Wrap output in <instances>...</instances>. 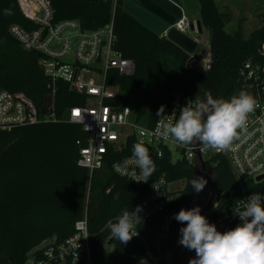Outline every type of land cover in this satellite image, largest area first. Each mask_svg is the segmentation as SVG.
I'll return each mask as SVG.
<instances>
[{"label":"trees","instance_id":"obj_1","mask_svg":"<svg viewBox=\"0 0 264 264\" xmlns=\"http://www.w3.org/2000/svg\"><path fill=\"white\" fill-rule=\"evenodd\" d=\"M195 1L201 26L210 33L209 53L217 58L205 75L188 71L177 47L133 17L123 15V0L114 4L108 0L50 3L54 22L79 21L83 31H95L112 23L114 48L123 59L134 63L135 70L130 76L109 71L107 82L119 87V103L131 106L135 122L149 127L158 108L168 105L174 93L197 100L209 94L214 99L237 95L241 91L237 82L239 69L245 61L257 57L264 42V13L259 15L260 27L244 39L241 23L234 32L225 31L232 22L228 10L218 9L214 0ZM12 25L26 31L35 28L19 11L17 0H0V89L22 92L37 108H44L52 100L38 64L40 55L23 49L9 33ZM52 102L59 115L82 105L84 97L58 82ZM87 139L81 127L71 123H37L0 132V264H25L28 254L48 239L63 243L73 234L75 222L82 219L85 206L88 257L78 264H134L146 250L157 253L165 227L161 252L170 251L173 262L179 264L174 246L181 224L172 217L181 209H189L196 199L188 181L202 177L201 172L183 162L173 163L166 150L158 158L156 151L147 147L156 165L154 177L163 176L168 184L183 181L184 185L178 192H169L170 200L138 224L139 235L121 245L111 237L108 223H114L122 211L134 209L146 196L147 188L116 175L111 164L131 156V145L136 141L130 137L117 151L108 153L88 186V171L77 165L79 151ZM206 170L211 173L217 196L212 216H217L237 184L220 155L207 163ZM203 194L204 189L198 195ZM229 229L222 224L219 231ZM110 238L109 248L116 252L112 260H108L111 252L106 247ZM34 256L39 259L42 254L36 251Z\"/></svg>","mask_w":264,"mask_h":264},{"label":"built area","instance_id":"obj_2","mask_svg":"<svg viewBox=\"0 0 264 264\" xmlns=\"http://www.w3.org/2000/svg\"><path fill=\"white\" fill-rule=\"evenodd\" d=\"M17 6L35 28L26 31L12 25L9 33L25 51L40 55L38 64L47 80L46 89L50 99L54 100L57 83L63 82L70 91L84 97V102L58 115L52 101L44 108H37L24 93L0 89V132L8 133L37 123L79 125L88 139L86 146L79 151L77 165L88 171V186L92 174L103 167L105 156L117 151L130 137L136 143L154 149L158 158L166 150L170 152L173 163L183 162L187 167L199 171V157L194 152L197 153L199 149L200 158L206 165L213 157L220 155L226 159L237 188L228 194L227 205L216 216V223L219 226L226 224L230 229L236 227L239 220L234 212L243 208L246 203L244 199L252 193L264 194V42L258 48L257 57L242 64L237 77L241 91L254 98L255 109L247 116L244 130H238L239 134L229 149L213 150L195 143L182 145L171 137L163 140L157 116L151 126L140 125L135 122L131 106L119 103V87L107 82L108 73L114 71L121 76H130L135 66L115 50L112 23L95 31H83L79 21L54 22L50 0H17ZM184 20L182 18L172 26L183 34L188 28ZM159 37L166 40V32ZM206 51L210 55L209 46ZM201 69L206 71L208 67L203 64ZM193 100L197 99L180 92L174 93L165 106L164 114L171 115L176 110L178 117L179 108ZM111 170L133 185L147 188L146 196L137 204L143 208L142 219L149 215L145 214L148 209L162 207L171 198L168 195L170 184L165 178L154 177L153 172L144 182L132 156L114 161ZM216 207L217 204L214 209ZM73 229V234L63 243L52 240L45 247L36 248L32 256L33 264H78L88 257L86 206L82 219L75 222ZM36 251L42 254L39 259L34 256ZM141 258L147 264H167L165 252L158 250L157 253L146 250L134 264H139Z\"/></svg>","mask_w":264,"mask_h":264},{"label":"clouds","instance_id":"obj_3","mask_svg":"<svg viewBox=\"0 0 264 264\" xmlns=\"http://www.w3.org/2000/svg\"><path fill=\"white\" fill-rule=\"evenodd\" d=\"M256 106L254 98L244 91L229 99H214L210 94L203 100L187 102L165 115V106L161 105L156 116L161 126L160 137H170L182 145L199 144L203 148L227 150L239 131L246 126L247 116ZM131 156L137 164L144 182L156 170L149 149L142 143L131 145ZM207 180L196 177L188 181L192 192L199 194L205 188ZM242 209L234 212L239 223L236 227L220 232L215 224L201 215V208L194 206L181 209L172 219L180 223L178 244L195 252V258L189 264H264V194L252 193L246 199ZM142 206L124 210L108 229L113 239L126 245L139 235L137 226L143 223ZM186 222V224H185ZM139 264H147L143 258Z\"/></svg>","mask_w":264,"mask_h":264},{"label":"water","instance_id":"obj_4","mask_svg":"<svg viewBox=\"0 0 264 264\" xmlns=\"http://www.w3.org/2000/svg\"><path fill=\"white\" fill-rule=\"evenodd\" d=\"M90 1V0H87ZM123 15H129L136 19L141 25L154 32L155 34L162 35L166 32V41L181 52V59L186 63V69L193 73L201 75L208 74L217 58L212 57L206 50H198L196 41L192 40L187 35L179 32L172 26L183 18L181 8L170 0H123L122 2ZM188 28L191 32L195 31L201 33L200 21L190 22ZM206 64L208 69L202 71L201 67ZM193 151V150H192ZM194 152V151H193ZM200 161V172L202 177L207 180V185L211 189L210 198L207 201L206 206L201 209V215L210 211L211 208L217 202V196L215 194V187L208 182V172L206 170V163L203 162L199 155V149L197 150ZM201 196L197 195L196 200H200ZM164 239L159 241L158 251H162V244ZM112 238L107 242V246H110ZM116 252L113 250L108 260H112Z\"/></svg>","mask_w":264,"mask_h":264},{"label":"rangeland","instance_id":"obj_5","mask_svg":"<svg viewBox=\"0 0 264 264\" xmlns=\"http://www.w3.org/2000/svg\"><path fill=\"white\" fill-rule=\"evenodd\" d=\"M183 4L184 14L183 18L186 20V24L188 25L190 22H195L199 20V5L195 0H180ZM216 6L220 10H228L232 14V22L225 27V31L227 32H234L238 28V23H241V31L244 39H247L250 34L260 27L261 21L259 15L264 13V0H214ZM188 37L192 40L196 41L198 50H207L209 46V37L210 33L205 30L201 26V33H197L196 30L191 32L189 28L185 33ZM212 176L211 173L208 172V182L212 184ZM183 181H178L175 183H171L168 186V190L171 193H175L180 191L183 188ZM209 186L206 184L204 191H205V198L203 196L200 198L201 205L196 202V199L191 203L190 208L194 206H199L200 208H204L206 206V201L209 197ZM198 195V194H197ZM161 206H154L148 209L145 214H152L157 211ZM189 208V209H190ZM214 206L211 208L210 211H214ZM205 217L208 215L207 213L203 214ZM186 224V222H185ZM184 226V225H182ZM179 231V229H178ZM162 237L165 238L166 236V227L162 231ZM179 239V232L177 237V242L175 243L174 249L177 254L180 253L181 245L178 244ZM54 240V238L48 239L44 241L40 248L45 247L46 245L50 244ZM109 252H112V248L107 246ZM170 251H165V260L167 264H174L170 257ZM33 251H31L27 256V261L25 264H33ZM108 264V263H107Z\"/></svg>","mask_w":264,"mask_h":264},{"label":"flooded vegetation","instance_id":"obj_6","mask_svg":"<svg viewBox=\"0 0 264 264\" xmlns=\"http://www.w3.org/2000/svg\"><path fill=\"white\" fill-rule=\"evenodd\" d=\"M209 194L211 195V189H209ZM210 195H209L208 199L210 198ZM203 198H205V194H203ZM207 201H206V204H207ZM196 202L199 203V206L201 205V201L200 200H198V201L196 200ZM212 212L213 211L206 212L208 214L206 216V218L209 220L210 223L215 224L216 227H217V230L219 231L220 226L217 225V223H216V215L215 216L214 215L212 216ZM176 242H177V239H176ZM175 256H176V260H177V262L179 264H189V260L195 258V252L194 251H189L186 248H184L183 246H181L180 253L177 254L176 251H175Z\"/></svg>","mask_w":264,"mask_h":264},{"label":"crops","instance_id":"obj_7","mask_svg":"<svg viewBox=\"0 0 264 264\" xmlns=\"http://www.w3.org/2000/svg\"><path fill=\"white\" fill-rule=\"evenodd\" d=\"M170 1H172L173 3H175L176 5H178L181 8L182 15H183L184 14V8H183V4L180 2V0H170Z\"/></svg>","mask_w":264,"mask_h":264},{"label":"bare ground","instance_id":"obj_8","mask_svg":"<svg viewBox=\"0 0 264 264\" xmlns=\"http://www.w3.org/2000/svg\"><path fill=\"white\" fill-rule=\"evenodd\" d=\"M185 21V20H184Z\"/></svg>","mask_w":264,"mask_h":264}]
</instances>
